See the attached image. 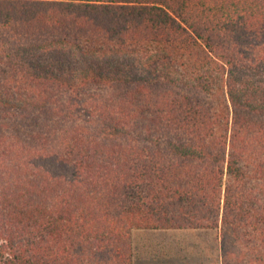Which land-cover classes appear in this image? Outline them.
I'll return each mask as SVG.
<instances>
[{
    "label": "trees",
    "instance_id": "1",
    "mask_svg": "<svg viewBox=\"0 0 264 264\" xmlns=\"http://www.w3.org/2000/svg\"><path fill=\"white\" fill-rule=\"evenodd\" d=\"M140 229L264 264V0H0V264Z\"/></svg>",
    "mask_w": 264,
    "mask_h": 264
},
{
    "label": "rangeland",
    "instance_id": "2",
    "mask_svg": "<svg viewBox=\"0 0 264 264\" xmlns=\"http://www.w3.org/2000/svg\"><path fill=\"white\" fill-rule=\"evenodd\" d=\"M133 247L136 262L139 263L142 261L140 255L145 250L144 247H181L183 251L180 253V260L187 263L206 261L208 254L212 255V252H206L204 247H215L217 252L219 242L216 231L211 230H135Z\"/></svg>",
    "mask_w": 264,
    "mask_h": 264
},
{
    "label": "crops",
    "instance_id": "3",
    "mask_svg": "<svg viewBox=\"0 0 264 264\" xmlns=\"http://www.w3.org/2000/svg\"><path fill=\"white\" fill-rule=\"evenodd\" d=\"M140 230H159V229H140ZM135 231V230H134ZM166 231V230H161ZM134 233V232H133ZM145 250L142 251L140 259L141 263L136 262L135 257V247H133V262L134 264H221V254L220 247H217V252L215 247H204L206 252H212L208 254L206 261H187L184 262L181 259L182 249L181 247H144ZM189 248V247H187ZM156 249V250H155ZM190 250V249H189ZM211 255V256H210ZM177 258V260H175Z\"/></svg>",
    "mask_w": 264,
    "mask_h": 264
}]
</instances>
